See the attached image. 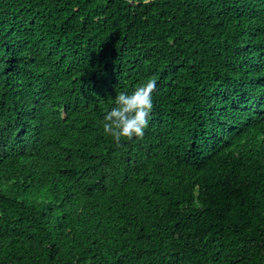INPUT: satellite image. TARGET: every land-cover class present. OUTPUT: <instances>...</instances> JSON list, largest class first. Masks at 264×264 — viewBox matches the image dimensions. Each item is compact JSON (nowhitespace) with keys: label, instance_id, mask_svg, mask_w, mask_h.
<instances>
[{"label":"trees","instance_id":"16d2710c","mask_svg":"<svg viewBox=\"0 0 264 264\" xmlns=\"http://www.w3.org/2000/svg\"><path fill=\"white\" fill-rule=\"evenodd\" d=\"M0 264H264V0H0Z\"/></svg>","mask_w":264,"mask_h":264},{"label":"clouds","instance_id":"9594fccd","mask_svg":"<svg viewBox=\"0 0 264 264\" xmlns=\"http://www.w3.org/2000/svg\"><path fill=\"white\" fill-rule=\"evenodd\" d=\"M144 4L149 0H143ZM157 81L149 79L133 92H120L115 96L114 107L104 116L103 131L117 146L123 140L142 139L148 128L154 108L153 93Z\"/></svg>","mask_w":264,"mask_h":264}]
</instances>
